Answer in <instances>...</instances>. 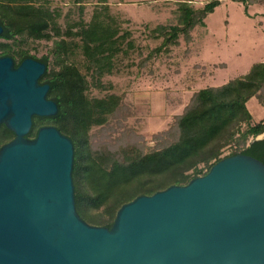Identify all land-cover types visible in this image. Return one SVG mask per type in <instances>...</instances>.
<instances>
[{
  "label": "water",
  "instance_id": "water-1",
  "mask_svg": "<svg viewBox=\"0 0 264 264\" xmlns=\"http://www.w3.org/2000/svg\"><path fill=\"white\" fill-rule=\"evenodd\" d=\"M45 68L0 55V123L14 133L0 146V264H264V162L245 152L123 202L110 226L82 218L71 138L53 124L27 135L58 109Z\"/></svg>",
  "mask_w": 264,
  "mask_h": 264
},
{
  "label": "trees",
  "instance_id": "trees-1",
  "mask_svg": "<svg viewBox=\"0 0 264 264\" xmlns=\"http://www.w3.org/2000/svg\"><path fill=\"white\" fill-rule=\"evenodd\" d=\"M219 2L208 0L194 8L182 1L176 24L153 28L164 34L154 50L177 44L180 33L190 42L193 27L204 25V18ZM52 18L51 11L34 0H0V38L24 34L35 39L49 38ZM78 34L89 65L101 72L112 55L115 29L92 20L81 25ZM61 51L67 52L64 38L55 41L54 52L60 55ZM3 54L11 55L15 64L26 56L45 62L39 81L49 84L47 97L56 101L58 109L51 115H33L27 135L33 137L39 126L53 124L71 138L75 205L89 223L110 226L123 202L173 183H186L207 172L223 156L245 152L264 162V137L249 140L264 131V124L253 121L246 106L252 95L264 102V61L252 63L248 71L221 84L194 90L182 111L174 114L167 128L154 133L155 143L147 147L141 133L124 127L131 109L121 97L114 92L89 97L86 77L74 63L60 57V67L50 68L46 54L37 57L0 40V55ZM93 126H98L97 133L90 132ZM119 127V134L114 136ZM13 136V131L0 123V146ZM106 136L112 139L103 144ZM225 148L228 152L223 154Z\"/></svg>",
  "mask_w": 264,
  "mask_h": 264
},
{
  "label": "rangeland",
  "instance_id": "rangeland-1",
  "mask_svg": "<svg viewBox=\"0 0 264 264\" xmlns=\"http://www.w3.org/2000/svg\"><path fill=\"white\" fill-rule=\"evenodd\" d=\"M34 1L52 13L53 23L48 29L51 36L35 39L24 34L0 40L37 57L46 54L50 68L60 67V57L74 63L86 77L89 97L118 94L131 109L124 127L141 133L147 147L155 143L154 133L167 128L174 114L182 111L194 90L243 74L264 56V37L253 27L254 19L244 15V0H220L204 18L206 25L196 24L191 30L192 43L180 33L177 44L156 51L164 34L154 31L155 26L176 24L182 1L199 8L208 0ZM92 20H100L116 31L111 58L102 65L101 72L89 65L78 34L79 27ZM61 38L67 52L57 55L55 41ZM255 105L260 106L252 97L248 106L257 116ZM121 128L113 135H118ZM97 129L93 126L90 132ZM111 139L104 137L103 144ZM226 152L228 148L223 154Z\"/></svg>",
  "mask_w": 264,
  "mask_h": 264
},
{
  "label": "crops",
  "instance_id": "crops-1",
  "mask_svg": "<svg viewBox=\"0 0 264 264\" xmlns=\"http://www.w3.org/2000/svg\"><path fill=\"white\" fill-rule=\"evenodd\" d=\"M244 15L254 19L253 27L256 30H258L264 37V0H253V1L248 2L245 7ZM205 25H206V22H205ZM192 39H193V36H192ZM263 44H264V40H263ZM262 49L264 50V46ZM258 61H264V56H262L261 59H259ZM218 64L224 65V62H219ZM252 97H255L256 101L260 104V106L255 105V110L259 112L257 116H255L252 113V111L250 110L248 106V102ZM246 106L252 116V120L261 121L264 124V102H260L255 95H252L246 100Z\"/></svg>",
  "mask_w": 264,
  "mask_h": 264
}]
</instances>
